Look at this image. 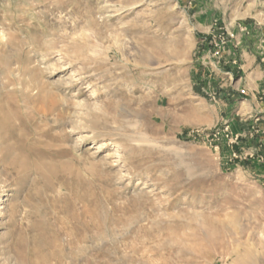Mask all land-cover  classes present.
Segmentation results:
<instances>
[{
  "label": "rangeland",
  "instance_id": "obj_1",
  "mask_svg": "<svg viewBox=\"0 0 264 264\" xmlns=\"http://www.w3.org/2000/svg\"><path fill=\"white\" fill-rule=\"evenodd\" d=\"M255 29L264 0H0V264H264Z\"/></svg>",
  "mask_w": 264,
  "mask_h": 264
},
{
  "label": "crops",
  "instance_id": "obj_2",
  "mask_svg": "<svg viewBox=\"0 0 264 264\" xmlns=\"http://www.w3.org/2000/svg\"><path fill=\"white\" fill-rule=\"evenodd\" d=\"M260 30V29H259ZM254 34H256V35H263L264 34V30H260V32L258 31V29H255V31H254ZM256 40H257V38L255 39V42L254 43H252L253 44V47H251V45L250 46H248V47H244V50L243 49H241L240 51H242L241 52V54L239 55V57H241V58H243V57H245V59H247L248 61H252V58H250V55H249V53H251L250 52V50H252L254 53L256 52L254 49H257L258 47V43L256 42ZM250 49V50H249ZM253 57V56H252ZM253 60H257V57L255 56V57H253ZM260 60H262V59H260ZM259 60V61H260ZM228 68V72H230V71H232V68H230V66H228L227 67Z\"/></svg>",
  "mask_w": 264,
  "mask_h": 264
},
{
  "label": "bare ground",
  "instance_id": "obj_3",
  "mask_svg": "<svg viewBox=\"0 0 264 264\" xmlns=\"http://www.w3.org/2000/svg\"><path fill=\"white\" fill-rule=\"evenodd\" d=\"M9 117V116H8ZM8 119H7V114H6V116H4V117H2V118H0V126H4L5 124H6V121H7ZM9 120H10V118H9ZM8 120V121H9ZM11 121V120H10ZM9 123V122H8ZM10 124V123H9ZM8 125V124H7ZM5 129V128H4ZM13 134V133H12ZM8 135V134H7ZM10 135V134H9ZM21 161H22V159H21ZM11 163H8V164H5L6 166L4 167V169L1 171V176H5L9 171H10V169H11V167L14 165V163L16 162V161H10ZM5 163V162H4ZM17 163L19 164V161L17 160ZM21 163V162H20ZM4 165V164H3ZM238 263L239 264H243V260H241V259H238ZM237 263V264H238Z\"/></svg>",
  "mask_w": 264,
  "mask_h": 264
},
{
  "label": "built area",
  "instance_id": "obj_4",
  "mask_svg": "<svg viewBox=\"0 0 264 264\" xmlns=\"http://www.w3.org/2000/svg\"><path fill=\"white\" fill-rule=\"evenodd\" d=\"M234 39H235V36H234V34H233L232 32H226V35H225V37L222 39L220 45L223 47V46L227 45L228 42L233 41ZM236 138H238V137H235V139H236ZM233 156H234V157H237L236 155H233Z\"/></svg>",
  "mask_w": 264,
  "mask_h": 264
}]
</instances>
